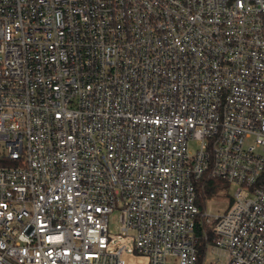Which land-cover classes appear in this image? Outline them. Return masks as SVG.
I'll return each instance as SVG.
<instances>
[{
	"label": "built area",
	"instance_id": "2783aa9c",
	"mask_svg": "<svg viewBox=\"0 0 264 264\" xmlns=\"http://www.w3.org/2000/svg\"><path fill=\"white\" fill-rule=\"evenodd\" d=\"M114 210L148 264H264V0H0V264H126Z\"/></svg>",
	"mask_w": 264,
	"mask_h": 264
},
{
	"label": "rangeland",
	"instance_id": "374dc122",
	"mask_svg": "<svg viewBox=\"0 0 264 264\" xmlns=\"http://www.w3.org/2000/svg\"><path fill=\"white\" fill-rule=\"evenodd\" d=\"M196 147V142L193 141L189 143V149L191 151H194ZM233 190L234 185L232 184H228L225 187L217 189L216 192L207 200L206 211H208L210 214H220L228 206ZM108 230V235L110 237V248H115L116 246H125L127 249H129V251L122 253V258L125 260L126 264H148V257L146 255L132 251L134 247L132 237L121 234L119 230L117 210H114L109 214ZM211 261H215L214 255L208 256V264Z\"/></svg>",
	"mask_w": 264,
	"mask_h": 264
},
{
	"label": "trees",
	"instance_id": "16d2710c",
	"mask_svg": "<svg viewBox=\"0 0 264 264\" xmlns=\"http://www.w3.org/2000/svg\"><path fill=\"white\" fill-rule=\"evenodd\" d=\"M196 185L197 203L201 208H203L206 200L209 199L217 189L227 186L228 183L221 178L205 175L197 182ZM204 231L208 233L210 231V226L204 222V219L198 217L196 219L195 232L199 237L200 258L203 256L204 247L206 246L207 241L210 240V237L207 238V241L203 238Z\"/></svg>",
	"mask_w": 264,
	"mask_h": 264
}]
</instances>
